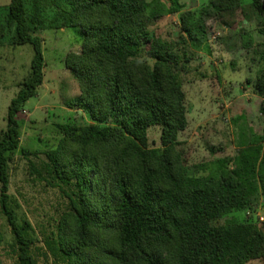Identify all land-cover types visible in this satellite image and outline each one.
<instances>
[{"label": "trees", "instance_id": "obj_1", "mask_svg": "<svg viewBox=\"0 0 264 264\" xmlns=\"http://www.w3.org/2000/svg\"><path fill=\"white\" fill-rule=\"evenodd\" d=\"M245 0H209L201 9L165 0H50L57 27H77L83 41L65 66L79 85L68 101L93 124L57 123L55 147L42 152L47 180L69 199L54 236L38 246L28 220L11 203V153L20 147L18 113L44 81L42 39L25 0H10L15 44L31 43V73L12 99L0 132V208L14 236L18 264H246L264 260V221L219 220L264 197V127L258 140L205 175H189L179 134L188 126L185 64L152 26L179 14L180 36L198 46L210 18H232ZM264 32V0H249ZM62 20V21H61ZM264 60V46L261 51ZM185 61H189L186 57ZM264 114V66L254 82ZM161 127L160 146L148 131ZM29 154L28 149H22ZM34 167V164H33ZM42 175V172H38ZM4 237L0 231V244ZM42 256V257H41ZM0 264H3L0 258Z\"/></svg>", "mask_w": 264, "mask_h": 264}, {"label": "rangeland", "instance_id": "obj_2", "mask_svg": "<svg viewBox=\"0 0 264 264\" xmlns=\"http://www.w3.org/2000/svg\"><path fill=\"white\" fill-rule=\"evenodd\" d=\"M25 1L33 34L42 39L44 81L17 115L21 138L20 147L11 153L9 194L19 220L31 223L36 244L41 246L56 233L69 199L60 186L47 180L45 155L34 152L55 147L60 137L57 123L94 121L84 109L67 105L80 89L65 66V58L69 52L80 51L82 35L77 27L56 26L57 8L50 0ZM208 1L165 0L168 5L179 2L183 9L194 10ZM9 3L10 0H0V132L7 127L11 101L20 83L30 75L34 56L31 43H14L16 28L8 19ZM244 6L232 18H210L206 38L198 46L184 42L180 36L179 14L165 16L151 27L174 44L185 64L179 73L186 93L188 126L179 134L177 148L184 155L189 175H205L213 163L236 156L241 146L259 139L264 127L262 98L254 91L255 79L264 66V32L249 0L244 1ZM186 57L189 61H185ZM148 135L152 146L161 145L160 126L150 127ZM23 148L30 153L24 154ZM251 210L234 211L219 222L231 217L264 221L263 196ZM0 231L4 237L0 244L3 264H18L12 248L14 236L1 208ZM41 261L50 264L44 258ZM246 264H264V260L253 259Z\"/></svg>", "mask_w": 264, "mask_h": 264}]
</instances>
